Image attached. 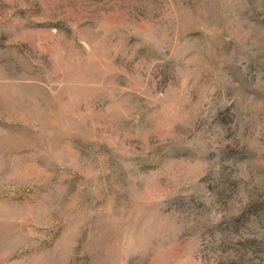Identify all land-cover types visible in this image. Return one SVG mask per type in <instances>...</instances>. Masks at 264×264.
Here are the masks:
<instances>
[{"label": "rangeland", "instance_id": "obj_1", "mask_svg": "<svg viewBox=\"0 0 264 264\" xmlns=\"http://www.w3.org/2000/svg\"><path fill=\"white\" fill-rule=\"evenodd\" d=\"M0 264H264V0H0Z\"/></svg>", "mask_w": 264, "mask_h": 264}]
</instances>
